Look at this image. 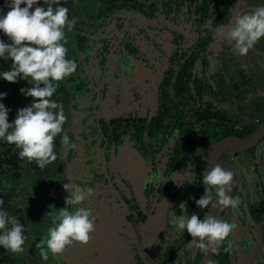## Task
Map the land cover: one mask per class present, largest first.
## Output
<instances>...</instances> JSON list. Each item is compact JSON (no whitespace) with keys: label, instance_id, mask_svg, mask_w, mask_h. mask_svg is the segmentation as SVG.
<instances>
[{"label":"flooded vegetation","instance_id":"obj_1","mask_svg":"<svg viewBox=\"0 0 264 264\" xmlns=\"http://www.w3.org/2000/svg\"><path fill=\"white\" fill-rule=\"evenodd\" d=\"M149 1L158 6L152 16L122 8L98 17L99 0L83 15L87 31L106 23L105 34L117 26V37L107 42L104 35L67 55L78 67L51 98L64 107L70 138L68 147L55 139L57 160L41 169L6 145L12 163L0 167V210L17 216L27 239L20 254L0 246V264H264V50L255 45L256 59L241 56L227 40L234 16L264 0H206L213 15L206 19L195 5L188 9L187 0L174 1L168 14L163 0ZM124 24L137 29L132 37L124 39ZM221 24L228 26L224 35L208 38ZM195 48L201 54L194 78L204 85L182 92L171 86L165 96L166 73L183 62L174 52ZM75 101L80 108L69 111ZM219 143L225 145L216 150ZM216 164L235 174L228 194L240 199L236 210L195 203L204 195L203 173ZM65 184L70 193L75 185L92 188L86 204L95 210L96 230L83 248L70 246L43 260L36 245L51 224L48 212L67 207ZM181 204L189 217L216 216L236 228L217 251H201L172 222L173 212L184 214Z\"/></svg>","mask_w":264,"mask_h":264},{"label":"clouds","instance_id":"obj_2","mask_svg":"<svg viewBox=\"0 0 264 264\" xmlns=\"http://www.w3.org/2000/svg\"><path fill=\"white\" fill-rule=\"evenodd\" d=\"M39 3L40 0H10L9 10L0 15V32L10 41L0 39V58L12 61L10 70L0 73V78L9 83L26 80L31 87L21 88L20 92L32 98L30 106L17 110L11 123L8 120L10 109L0 103V140L15 145L20 159L35 162L43 169L57 160V137H60L61 147L70 146V138L64 131L68 119L64 107L51 98L59 87L58 82L74 74L78 66L75 59L67 58V33L75 25V19L69 18V8L61 6V0H43L47 8L36 6L33 11V6ZM226 28L228 26L223 24L215 28L212 38L219 39ZM262 38L264 5L235 15L227 31L228 42L241 56L247 55ZM6 95L0 92V101ZM188 178H191L190 172L183 179ZM182 183L190 182L177 185ZM234 183V172L220 164L205 170L202 177L205 191L195 201L197 207L208 209L219 205L221 209H238L240 199L228 194ZM64 189L69 193L65 199L67 207L48 212L51 224L36 245L43 260L48 259L49 253L58 256L70 246L83 248L96 230L95 210L86 204L87 198L93 195L92 188L75 185L70 193L69 185L65 184ZM4 203L0 199V209ZM180 207L184 214L177 216L173 212L172 222L178 230H186L192 238L190 244L201 251H217L236 228L234 223L216 216L201 219L194 213L189 217L185 205ZM24 232L16 215L0 210V246L13 254L23 253L27 239ZM229 250L230 245L224 248L225 252Z\"/></svg>","mask_w":264,"mask_h":264},{"label":"trees","instance_id":"obj_3","mask_svg":"<svg viewBox=\"0 0 264 264\" xmlns=\"http://www.w3.org/2000/svg\"><path fill=\"white\" fill-rule=\"evenodd\" d=\"M174 1H178V2H183L184 0H163L162 1V5H164L166 13L168 14L167 11L170 10L171 5L176 4ZM189 1V5L187 6L188 9H192L195 5V11L197 8V11L200 12L202 14V18L206 19L209 17H213L212 14L209 13V4L207 3L206 0H187ZM100 4V8L98 9V12L96 14V16L98 17H102V18H108L109 16L112 15L113 11L115 9H126V10H132L134 12H140V13H144L147 16H152L155 15L156 13H154L155 11H158V6L156 3L151 2L149 0H99ZM7 10H9L8 6H2L0 5V15L4 14V12H6ZM182 13V12H181ZM180 14V12H179ZM218 18H215V20H217ZM197 22V21H196ZM121 25V24H120ZM199 28V27H197ZM198 31L200 29H197ZM126 35L124 36L125 38H128V36L132 37V34L127 30H125ZM178 38H180L182 36L181 33H178ZM209 36V35H208ZM213 37V31L211 32V35L208 38H212ZM79 42L81 43V45L79 47H85V45L82 43H86L88 41V39L83 36H79ZM0 39H3L6 43H9L8 38L6 36L3 35L2 32H0ZM105 43L107 44V42L105 41ZM102 50V48H101ZM103 52V51H102ZM101 52V53H102ZM163 52V50L161 51V53ZM199 53V54H198ZM175 55L177 56H183V62H181L177 69L166 73L165 75V81H164V95L166 96L167 93L165 91V89H169L171 86L176 88L177 92H182L187 90V88L189 87L190 84H194L195 87H197L198 90H200V88L204 85L202 80L199 78V81L196 82L195 80V70H194V64L195 61L197 60V58L200 57V50L195 48L193 49L192 53H184L181 54L178 51L174 52ZM12 61L9 59H5V58H0V73L4 72V71H8L10 70V66H11ZM207 81V79H206ZM208 83V82H207ZM30 87V84L26 81V80H18L16 83H9L5 80H3L2 78H0V92L6 93L8 96V99H12V100H16L19 103L22 102V97L24 99L29 97H26L24 95L21 94L20 89L21 88H27ZM198 93L201 94L200 91H197ZM25 106L21 105L19 106L18 109L24 108ZM8 108V107H7ZM9 109V108H8ZM17 109V110H18ZM17 110L11 115L8 114V120L11 123L12 121H14V119L16 118L17 115ZM8 143L6 141L0 140V148L2 147H6ZM19 152V149H18ZM11 162V156L7 155V150L5 151H1L0 152V167L10 164ZM15 163V162H13Z\"/></svg>","mask_w":264,"mask_h":264},{"label":"rangeland","instance_id":"obj_4","mask_svg":"<svg viewBox=\"0 0 264 264\" xmlns=\"http://www.w3.org/2000/svg\"><path fill=\"white\" fill-rule=\"evenodd\" d=\"M9 2H10V0H0V5L7 7V5H8ZM40 3H41V5H43V7L45 9L47 8V5H45L43 3V0L42 1L40 0ZM24 6L25 5H21V7H24ZM61 6H65V7H68L69 8V18L70 19H75V25H74L75 27H74V29H77L76 27H78V28H80V27L82 28L83 27V22H81L82 18L84 17L83 15L85 14V12H90L93 9V7H94V0H67V3L66 4L64 3V0H61ZM122 14L123 13H120V16H122ZM100 21L101 20L96 21V22H100ZM104 22H106V21H104ZM104 24L106 25V23H104ZM100 28H101V26L100 27H97V25L95 26V29L92 28V30H94V33L92 35L93 37H95V38L97 37V32L98 33H101V31L103 29L101 30ZM111 28H112L111 32L114 34L115 32H113V29H116L117 26H115V27L112 26ZM73 31L74 30H72L71 32L73 33ZM71 32H69V33H71ZM72 33H71V35H72ZM71 35H70V37H71ZM67 39H69V37H67ZM71 40L73 42V39H71ZM236 54L239 55L237 52H236ZM251 55H253V57H252L253 59H256L255 56H254V54H252L250 51H249V53L246 56L248 57V56H251ZM245 68L244 69H241L240 71H246V70L251 71V69H249V68L245 69ZM254 68H256V65L254 67H252L253 70H254ZM229 76L234 77L233 76V73L231 71H229ZM233 81H235V80H233ZM30 87H31V85H30ZM0 103H3L6 108L8 107L10 109V112L8 113L10 115L12 113V110L18 109L19 106H21V105L27 107V104L32 103V98L29 97V99L28 98L24 99L22 97V102L19 103L16 100H12V99L10 100V99H8V96L6 95V97L2 101H0ZM7 148H8V146L7 147H3V148L1 147L0 148V152L7 150ZM7 152H8V150H7Z\"/></svg>","mask_w":264,"mask_h":264},{"label":"crops","instance_id":"obj_5","mask_svg":"<svg viewBox=\"0 0 264 264\" xmlns=\"http://www.w3.org/2000/svg\"><path fill=\"white\" fill-rule=\"evenodd\" d=\"M42 1V0H41ZM8 6V5H7ZM101 26V33H98L97 32V37H96V39H98L99 40V38L101 39V38H103L104 37V35H105V24H102V25H100ZM75 27V26H74ZM74 27H73V33H72V35H71V33H67V37H69V39H68V44L66 45V47H67V49H68V52H67V55L69 54V53H72V54H79L80 53V51L78 50V47L80 46V45H78V43H80L79 42V36H83L84 38L86 37V36H90L88 39H89V45H87V44H84L85 45V47H89V46H91L92 44H93V42H94V39H95V37H93L92 35H93V33H94V30H90V31H87V30H85L84 29V26L81 28H78V27H76L77 29H74ZM118 27H119V29H120V25H118ZM94 29H95V27H94ZM86 32H88V33H86ZM70 35H71V37H70ZM87 38V37H86ZM71 39H73V42H72V40ZM97 40V41H98ZM91 41H93V42H91ZM256 46H258L259 48H261L262 50H264V38H262L257 44H256ZM71 47H73V48H71ZM81 54H82V56L84 57L85 55H84V53L83 52H81ZM86 58V57H85ZM260 62V64L261 65H263L261 62L262 61H259ZM85 76V75H84ZM85 77H87L86 78V80H88V79H90L91 77L90 76H85ZM90 77V78H89ZM88 90L90 91V88H88ZM92 90V89H91ZM93 93H94V90H93ZM93 93H91L92 95H94ZM90 98H91V96H89ZM31 104V103H30ZM78 104V102H74L73 104H72V102H69V106H70V109H69V111H75V110H78L80 107L77 105ZM71 107H73V109L71 108ZM12 111H14L15 112V110H12Z\"/></svg>","mask_w":264,"mask_h":264},{"label":"water","instance_id":"obj_6","mask_svg":"<svg viewBox=\"0 0 264 264\" xmlns=\"http://www.w3.org/2000/svg\"><path fill=\"white\" fill-rule=\"evenodd\" d=\"M123 28L127 31H129L132 35H134V31H135V27L134 26H129L128 24H124L123 25ZM85 29V28H84ZM86 30V29H85ZM99 30V29H98ZM136 31H137V29H136ZM155 32H153V33H150L149 31H145L144 32V35L143 36H145V37H150V38H155ZM105 36H107V42L110 40V39H112L113 40V38H116L117 36H114V34L111 32V31H108V33H106L105 34ZM87 38H89L90 36L88 35V36H86ZM94 42H97V39L95 38V40H94ZM98 42H100L99 40H98ZM94 44V43H93ZM97 45H99L100 46V43H98ZM254 51H255V53H257L258 51H257V49H254ZM259 55H264V53H263V51L262 52H259ZM264 57V56H263ZM89 83H92V80H91V78L90 79H88L87 80ZM255 133H259V131L257 130V131H255ZM220 143H222V142H220ZM220 143H219V146L217 145L216 147V150H220V149H223L222 147L225 145V143H223V144H221L220 145ZM89 158H93L92 156H90ZM97 159H95V161H96ZM92 164H95L94 163V160H92Z\"/></svg>","mask_w":264,"mask_h":264}]
</instances>
